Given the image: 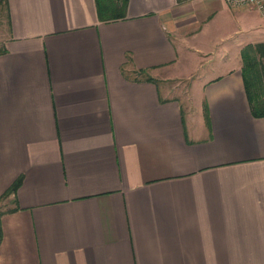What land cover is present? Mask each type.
Here are the masks:
<instances>
[{"label":"crops","instance_id":"crops-1","mask_svg":"<svg viewBox=\"0 0 264 264\" xmlns=\"http://www.w3.org/2000/svg\"><path fill=\"white\" fill-rule=\"evenodd\" d=\"M5 1L0 264H264V117L242 74L264 40L199 82L197 116L168 83L228 3L100 19L96 0Z\"/></svg>","mask_w":264,"mask_h":264},{"label":"rangeland","instance_id":"rangeland-1","mask_svg":"<svg viewBox=\"0 0 264 264\" xmlns=\"http://www.w3.org/2000/svg\"><path fill=\"white\" fill-rule=\"evenodd\" d=\"M226 10L218 13L209 26L203 28L191 44L180 48L181 57L189 54L190 60L200 59L196 67L192 61L188 62L189 67L179 71L177 76L169 80V85L180 95L182 102L192 115L197 116L200 109L198 100L201 93L197 85L204 78H207L211 71L216 70L219 60H228L229 55L236 51L241 43H251L264 40V21L259 13L253 9H234L226 6ZM120 12L112 7L108 14ZM5 19L0 16V49L3 46ZM230 48V52H229ZM180 64V62H179ZM178 64V65H179ZM180 78V79H179ZM160 86L163 83L159 81Z\"/></svg>","mask_w":264,"mask_h":264},{"label":"trees","instance_id":"trees-1","mask_svg":"<svg viewBox=\"0 0 264 264\" xmlns=\"http://www.w3.org/2000/svg\"><path fill=\"white\" fill-rule=\"evenodd\" d=\"M128 0H96L100 19H115L120 17ZM5 0L0 2V10L5 9ZM115 7L120 12L108 14L107 11ZM243 69L242 74L249 96L252 112L255 117H264V43L248 45L242 51ZM21 184L18 180L6 193L15 192Z\"/></svg>","mask_w":264,"mask_h":264},{"label":"built area","instance_id":"built-area-1","mask_svg":"<svg viewBox=\"0 0 264 264\" xmlns=\"http://www.w3.org/2000/svg\"><path fill=\"white\" fill-rule=\"evenodd\" d=\"M234 9H253L264 21V0H225Z\"/></svg>","mask_w":264,"mask_h":264}]
</instances>
